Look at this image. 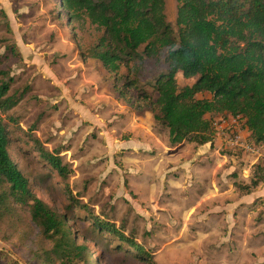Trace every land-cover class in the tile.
<instances>
[{"label":"rangeland","instance_id":"rangeland-1","mask_svg":"<svg viewBox=\"0 0 264 264\" xmlns=\"http://www.w3.org/2000/svg\"><path fill=\"white\" fill-rule=\"evenodd\" d=\"M176 10V0H165L166 20L174 29ZM102 33L83 14L65 15L60 0H0V79L8 80L7 96L17 101L8 109L0 102L9 153L29 179L31 191L67 218L73 241L86 247L84 253L56 252L53 241L31 219L29 205L7 198L0 207V264H151L150 259L156 264L198 263L193 215L154 230L148 227L151 219L136 211L138 195L129 190L130 169L124 164L134 159L130 157L146 164L147 152L128 154L124 162L119 157L118 140H129L131 125L141 122L131 115L140 111L137 106L118 108L119 90L135 78L139 90L124 88L121 102L135 104L139 91L156 97L155 79L168 68L165 53L143 55L137 72L128 73L122 66L123 76L116 79L97 59L79 55L97 45ZM138 50L143 54V46ZM176 79L179 86L194 80L181 73ZM84 105L92 119L82 115ZM138 105L144 107L143 102ZM220 117L226 115L215 118ZM34 139L58 153L64 174L39 155ZM261 159L264 164V156ZM6 190L0 186V194ZM140 203L150 212L146 202ZM94 222L114 225L137 245L110 229L101 232ZM184 228L187 237L179 236Z\"/></svg>","mask_w":264,"mask_h":264},{"label":"trees","instance_id":"trees-1","mask_svg":"<svg viewBox=\"0 0 264 264\" xmlns=\"http://www.w3.org/2000/svg\"><path fill=\"white\" fill-rule=\"evenodd\" d=\"M176 1V29L166 20L165 0H60V7L65 15L83 14L102 29L97 45L80 50L79 55L97 59L116 79L123 76L122 66L128 73L137 72L144 56L156 58L165 53L168 68L155 79L156 97L139 91L135 104L124 102L151 111L154 120L168 129L171 143L211 141V123L222 114L244 120L242 125L253 143L264 147V0ZM141 46L143 54L138 50ZM177 73L194 80L179 86ZM122 87L139 90L135 78ZM124 88L119 90V99L126 95ZM8 91V80L0 79V102L5 109L17 103L7 96ZM204 93L210 96H201ZM140 102L144 107H139ZM8 143L0 116V186L8 188L0 194V207L7 198L28 204L31 219L53 241L56 252L84 253L86 247L73 241L67 218L31 191L29 179L9 153ZM34 143L39 155L64 174L58 153L45 149L38 139ZM259 166H254L255 173ZM256 183L252 179L241 187L249 189ZM95 224L101 232L110 229L126 243L137 245L114 225ZM150 263L156 264L151 259Z\"/></svg>","mask_w":264,"mask_h":264},{"label":"crops","instance_id":"crops-1","mask_svg":"<svg viewBox=\"0 0 264 264\" xmlns=\"http://www.w3.org/2000/svg\"><path fill=\"white\" fill-rule=\"evenodd\" d=\"M128 105L118 98V108L124 110ZM80 111L84 118L92 119L93 113L86 105ZM131 115L138 116L141 122L131 125L129 140H118L119 157L124 162L128 154L147 152L146 164L130 157L135 160L124 166L130 169L129 190L138 195L136 211L151 219L148 227L165 229V224L171 227L172 222L181 223V218L193 215L195 245L200 252L196 264H264L262 157L232 148L228 132L220 134L214 128L209 142L171 143L168 129L154 120L151 111L143 108ZM243 121L240 120L242 136L251 142ZM258 163L259 171L255 173ZM252 179L257 180L254 186L241 187ZM129 190L126 189L128 196ZM138 200L146 202L150 212L142 209ZM179 236L187 237V228L180 229Z\"/></svg>","mask_w":264,"mask_h":264},{"label":"built area","instance_id":"built-area-1","mask_svg":"<svg viewBox=\"0 0 264 264\" xmlns=\"http://www.w3.org/2000/svg\"><path fill=\"white\" fill-rule=\"evenodd\" d=\"M212 126L217 133L228 132V143L232 148L243 150L247 153L255 154L258 157L264 156V147L253 142L246 141L241 133L240 119L238 116L231 118H218L212 121Z\"/></svg>","mask_w":264,"mask_h":264}]
</instances>
